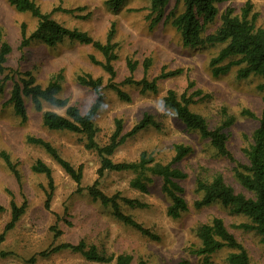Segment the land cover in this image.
Returning a JSON list of instances; mask_svg holds the SVG:
<instances>
[{"label":"rangeland","instance_id":"obj_1","mask_svg":"<svg viewBox=\"0 0 264 264\" xmlns=\"http://www.w3.org/2000/svg\"><path fill=\"white\" fill-rule=\"evenodd\" d=\"M43 13L70 29L87 32L94 40L105 42L110 23H115L114 42L117 44V59L113 62L116 76L113 82L129 97L124 101L108 87V75L89 59L103 62L102 55L90 45L64 40L55 47L32 42L26 48H18L20 26L26 25L27 34L36 27V19L28 13L17 12L8 0H0V43L11 47L7 58L5 74L17 71L30 72L36 83L45 87L54 76H61L60 98H65L84 113L95 99L92 90L77 83V77L90 75L100 78V94L103 103L94 122L99 129L95 141L100 146L108 143L113 132L115 120H121L123 133L141 119L144 114L153 116L159 128L148 127L128 138L111 156L113 162H136L142 152L159 163H168L174 155V146L183 144L191 148L181 162L174 165L187 177L177 181L183 188V197L188 211L178 219L167 215L169 198L162 193V178L150 176L151 182L146 192L130 186L134 178L131 172H105L99 179V188L108 196L119 194L146 204L145 208H131L120 204L121 211L148 229L157 240L141 235L135 229L124 225L113 215L109 207L102 206L88 195L86 188L97 179L99 158L94 151L84 148L82 135L66 131H50L42 124V112H36L28 99L25 100L27 119L24 123L13 113L9 99L12 81L8 80L0 95V152L9 156L19 174L17 180L0 157V236L10 220V201L17 206L25 203L24 213L15 226L4 233L0 240V264H105L85 259L70 250L48 252L64 244H77L81 240L86 245L95 246L105 255L128 254L131 264H204V258L194 256L189 250L199 245L196 230L209 223L214 217L222 219L228 230L237 238L248 252L252 264H264V244L260 237L251 231L237 229L240 223L249 219L219 203L197 209L194 202L200 200L201 193L195 191L198 176L210 179L221 174L226 184L235 192L246 194L233 176L234 163L216 155L209 142L200 138L196 132L185 126L163 106V97L168 90L181 95L190 82L193 90L202 91L201 99L190 109L203 116L211 128L223 120V112L234 117V123L225 130L227 148L233 157L246 162L243 148L247 147L252 132L258 125V118L264 107L263 91L259 89L262 79L249 76L237 78L238 67H233L226 75L213 77L209 61L215 57L223 45L199 48L183 47L180 35L170 25L161 21L150 29L147 15L149 0H125L117 11L110 10L107 0H33ZM246 0H229L217 4L218 17L214 24L206 28L205 34L213 33L219 26V15L232 8L236 14ZM253 12L257 15L255 26L264 30V0H251ZM176 5V6H175ZM57 8H60L58 10ZM82 8L81 11H76ZM63 10V11H61ZM65 11H74L67 13ZM183 11L182 3L170 0L165 16ZM127 60L136 63L132 75L136 81L144 76L148 81L157 80V93L140 91V87L123 84L130 76ZM149 67L144 73V63ZM182 73L167 79H159L160 74L174 70ZM3 75H0V79ZM52 110L64 115V110L44 105L43 111ZM248 110L255 115L249 118L241 114ZM28 137H36L50 142L62 158L74 168L82 166L80 186L39 146L28 143ZM40 160L51 169L53 195L49 209L44 207L47 179L43 174L33 173L31 166ZM46 252L44 256L39 255ZM232 250L222 249L208 257V264H224ZM107 264H115V261Z\"/></svg>","mask_w":264,"mask_h":264},{"label":"trees","instance_id":"obj_2","mask_svg":"<svg viewBox=\"0 0 264 264\" xmlns=\"http://www.w3.org/2000/svg\"><path fill=\"white\" fill-rule=\"evenodd\" d=\"M125 0H107L105 5L112 11H117ZM176 3H182L183 11L177 15L172 12L165 16V10L170 0H149V13L147 20L152 29L161 21L170 22V25L180 35L181 43L186 48H199L205 46L223 45L219 53L210 59L209 66L213 77L226 75L233 67H238L237 78L246 79L249 76H255L262 79L259 89L264 92V30L255 26L257 15L253 12L251 0H246L236 14L232 8H226L220 15V24L218 28L210 34H205L206 28L215 23L218 17L217 4L229 0H175ZM8 3L19 13H28L36 19V27L27 34L26 25L20 26V42L18 48L22 50L32 42H39L48 47H55L64 40L77 42L81 45H90L97 50L103 57V62L96 61L92 56L91 62L100 66L108 75V87L116 92L118 97L124 101H129V97L118 87L113 79L116 76L113 62L117 59V44L114 42L115 23L111 22L105 36V42L94 40L87 32L78 29H70L57 22L49 13H43L40 7L33 0H8ZM176 6V5H175ZM60 10V8H57ZM78 8L76 11H81ZM63 11V10H61ZM74 13V11H65ZM11 53V47L8 43H0V95L8 80L12 81V87L9 99L6 104H10L13 113L24 123L27 119V110L25 100L28 99L36 112H42V124L50 131H66L73 134L82 135L85 143L84 148L88 151H94L99 158V167L96 171L97 179L91 186L86 188L88 195L92 200L99 202L104 207L112 210V215L124 225H127L141 235L153 240L157 237L141 224L136 222L131 216L121 211L120 204L131 208H145L147 205L135 199H128L114 194L108 196L99 188V179L105 172H131L134 178L130 181L132 188L146 192L147 185L151 182L150 176L162 178L161 191L169 200L170 205L167 208V215L172 219H178L182 213L188 211V204L183 197V188L177 181L186 179L187 175L174 165L191 153V148L183 144L174 146V155L172 159L162 164L156 162L152 156L142 152L136 162H113L111 156L117 148L128 138L135 136L140 131L148 127L159 128L158 123L153 116L144 114L129 131L123 133L121 120L114 121V130L111 133L108 143L104 146L98 145L95 141L99 132L94 118L102 106L103 98L100 94L102 80L93 78L90 75L77 77V83L93 91L95 99L89 108L82 113L80 109L69 104L65 98H60L61 76H54L45 87L36 83L35 78L30 72L23 74L14 71L11 75L5 74L7 68L5 64ZM149 65L144 63V73ZM128 76L123 84L140 87L142 93H157L156 79L148 81L144 76L136 81L132 75L136 69V63L127 60ZM182 70L164 72L159 79H167L177 76ZM193 83L190 82L181 95H177L173 90H168L163 97V106L170 110L173 115L190 132H196L201 139L209 142L215 150L218 157L229 160L234 163L233 176L239 185L245 190L244 193H237L224 181L221 174H214L210 179L198 176L195 179V191L201 193L200 200L194 202V207L200 209L208 207L214 203H219L224 207H230L239 214L246 216L249 222L240 223L237 229L251 231L260 237L264 244V107L260 113L258 125L252 132L247 147L242 152L246 159L245 163L237 161L227 148V135L225 130L234 123V117L223 112V120L217 127L211 128L206 119L193 112L190 106L201 99L202 91L193 90ZM264 105V94L262 96ZM44 105L53 109L64 110V115H60L52 110L43 111ZM242 115L249 118H255V115L248 110H243ZM28 143L41 147L76 183V192L81 193L84 189L80 183L82 179V166L74 168L68 161L61 157L58 150L48 141L41 138L28 137ZM0 157L7 168L19 180V174L15 166L9 159V156L0 152ZM31 171L37 174H43L47 179V188L45 191L44 207L49 209L50 201L53 195V179L51 169L40 160H37L32 166ZM26 204L17 206L14 200L10 201V220L5 225L4 231L0 236L2 239L5 232L11 230L20 216L24 213ZM4 207L0 205V213ZM199 245L195 249L189 250L194 256L204 258V264H208V257L221 251L222 249L232 250L226 257L224 264H252L245 247L228 230L222 219L214 217L209 223L200 225L196 230ZM61 250H70L79 253L85 259L98 263L131 264L132 257L128 254L105 255L100 253L93 245H86L84 241L77 244H60L48 252H57ZM46 252L39 255L44 256ZM178 264H188L182 261Z\"/></svg>","mask_w":264,"mask_h":264}]
</instances>
